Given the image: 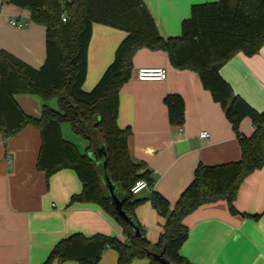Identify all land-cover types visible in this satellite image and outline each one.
I'll return each instance as SVG.
<instances>
[{
    "label": "trees",
    "instance_id": "obj_1",
    "mask_svg": "<svg viewBox=\"0 0 264 264\" xmlns=\"http://www.w3.org/2000/svg\"><path fill=\"white\" fill-rule=\"evenodd\" d=\"M30 11L31 20L46 28V60L34 69L7 51L0 50V135L4 143L25 127L40 131L41 149L37 167L47 177L73 170L82 192L70 204L94 203L111 216L127 236L126 241L96 234L87 237L74 233L58 242L44 264L75 261L98 264L108 249L118 252V264H131L162 253L172 264H192L180 253L189 236L183 220L200 206L225 200L232 214L235 201L246 178L264 166V111H258L237 95L221 75L222 68L242 52L255 56L264 45V0H218L194 4L191 14L181 24L178 37L163 38L143 0H9ZM63 18L66 21H63ZM102 24L126 32L115 52L114 61L89 92L83 86L88 72V52L93 25ZM142 48L162 50L178 70L196 72L201 83L220 104L241 145L242 156L236 162L205 166L199 164L194 179L174 207L158 192L149 201L166 218L163 232L151 243L136 219L135 209L145 200L136 199L131 188L138 180L149 187L154 180L144 164H135L129 154L130 127L118 125L119 93L132 76V62ZM17 94H33L44 101L41 116L26 114L15 101ZM57 100V108L48 105ZM169 122L181 127L185 104L178 95L165 98ZM250 119L254 133L250 138L241 132V124ZM86 141L84 151L63 134V126ZM106 153V171L100 165ZM92 153L97 159L89 156ZM97 154V155H96ZM117 187L123 210L140 230V236L112 206L104 176Z\"/></svg>",
    "mask_w": 264,
    "mask_h": 264
},
{
    "label": "crops",
    "instance_id": "obj_2",
    "mask_svg": "<svg viewBox=\"0 0 264 264\" xmlns=\"http://www.w3.org/2000/svg\"><path fill=\"white\" fill-rule=\"evenodd\" d=\"M143 1L160 35L167 39L180 36L182 21L189 17L194 4L218 0ZM126 35L109 26L93 25L85 91L93 89L114 61ZM0 50L40 69L46 60V28L31 20L29 10L0 0ZM132 66L131 79L119 93L118 125L131 128L130 158L135 164H144V171L154 180L152 187L136 196L145 202L134 214L147 239L155 243L166 218L152 207L148 200L151 193L158 192L174 207L192 183L199 164L236 162L242 152L224 110L204 89L196 72L176 69L166 52L148 48L138 50ZM142 67L164 68L166 81L138 80L137 72ZM221 75L237 95L264 111V45L252 57L238 53L222 68ZM170 95L184 101L181 127L169 122L164 101ZM14 98L26 114L41 116L44 101L40 96L17 94ZM47 103L57 107L56 99ZM240 129L247 138L254 133L250 119H245ZM204 131L209 134L207 138L200 137ZM65 138L80 150L87 146L79 136ZM40 149V131L34 126L25 127L7 143L0 135V264H44L54 246L74 233L87 237L104 234L126 241L123 228L97 204H70L71 198L82 192L83 184L71 169L47 177L37 167ZM235 207L238 213L232 214L227 201L221 200L202 205L188 215L183 223L189 236L181 255L192 264H264V166L241 185ZM98 264H118V252L106 250ZM131 264H150V260L136 259Z\"/></svg>",
    "mask_w": 264,
    "mask_h": 264
},
{
    "label": "water",
    "instance_id": "obj_3",
    "mask_svg": "<svg viewBox=\"0 0 264 264\" xmlns=\"http://www.w3.org/2000/svg\"><path fill=\"white\" fill-rule=\"evenodd\" d=\"M97 154H103L105 156V159L103 162H100V165L103 167L104 171H106V166H107V158H106V153L104 152L103 149H101ZM96 154V155H97ZM89 156L92 159H97L96 156H93L92 153H89ZM105 180V185L107 187V190L109 192L110 199L112 201V206L114 207L115 211L118 213V215L125 220L135 231V235L138 237L140 236V230L136 226V224L133 222V220L128 216V214L123 210V202L124 199L121 198L117 187L112 183L110 178L108 177L107 174L104 176ZM156 261H158L160 264H172L169 260H167L164 257V252L162 253H149Z\"/></svg>",
    "mask_w": 264,
    "mask_h": 264
},
{
    "label": "built area",
    "instance_id": "obj_4",
    "mask_svg": "<svg viewBox=\"0 0 264 264\" xmlns=\"http://www.w3.org/2000/svg\"><path fill=\"white\" fill-rule=\"evenodd\" d=\"M63 21H66L63 18ZM13 25L21 26L18 23L12 22ZM137 78L140 81H157L162 82L167 79V71L162 67H142L137 72ZM209 134L204 131L200 134L201 138H207ZM9 160V157H8ZM149 185L145 180H138L131 188L133 195H139L143 190L148 189Z\"/></svg>",
    "mask_w": 264,
    "mask_h": 264
},
{
    "label": "rangeland",
    "instance_id": "obj_5",
    "mask_svg": "<svg viewBox=\"0 0 264 264\" xmlns=\"http://www.w3.org/2000/svg\"><path fill=\"white\" fill-rule=\"evenodd\" d=\"M215 2V1H214ZM208 3H211V2H208ZM190 14H191V12H190ZM190 16V15H189ZM57 108V107H56ZM64 132H65V136L66 137H73V139H77L76 137L77 136H74L72 133H71V131H70V129H69V127L68 126H66L65 127V129H64ZM81 150H83L84 151V149L82 148Z\"/></svg>",
    "mask_w": 264,
    "mask_h": 264
}]
</instances>
